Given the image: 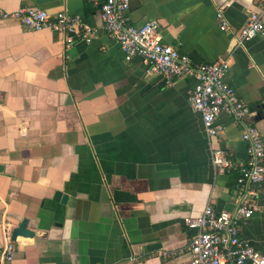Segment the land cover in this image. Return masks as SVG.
<instances>
[{
	"label": "crops",
	"instance_id": "1",
	"mask_svg": "<svg viewBox=\"0 0 264 264\" xmlns=\"http://www.w3.org/2000/svg\"><path fill=\"white\" fill-rule=\"evenodd\" d=\"M103 2L0 0L4 11H65L95 31L66 49L58 33L0 18V251L23 220L35 233L16 239L10 264H190L185 219L236 206L238 172L217 174L211 151L245 162L240 126L221 115L224 133L208 138L189 104L196 81L166 85L141 58L126 61ZM252 12L264 18V0H132L128 20L158 21L162 42L195 63L229 59L225 81L264 139V35L237 47ZM260 189L242 235L264 255Z\"/></svg>",
	"mask_w": 264,
	"mask_h": 264
},
{
	"label": "built area",
	"instance_id": "2",
	"mask_svg": "<svg viewBox=\"0 0 264 264\" xmlns=\"http://www.w3.org/2000/svg\"><path fill=\"white\" fill-rule=\"evenodd\" d=\"M132 0H104L101 6L104 28L108 36L118 42L126 61L141 58L147 77L159 78L166 85L175 80L194 79L189 95L192 110L203 120L208 138H218L225 127L218 123L227 116L241 128L242 140L247 146L245 162L235 164L219 148H212L211 160L217 174L232 170L236 178L237 202L232 211H217L208 204L201 214L185 219L192 229L186 253L190 264H264V255L242 235V226L260 210V186L264 183V139L253 122L255 112L240 99L233 87L225 81L230 60L195 63L187 54L162 42L160 24L152 20L142 25L128 20ZM223 7L216 13L222 31L229 30ZM1 19L21 22L30 31L50 30L63 36L65 48L70 49L75 39L89 44L95 31L81 17L65 11L51 15L44 9L20 7L14 11L0 10ZM237 47L264 35V18L252 12L246 24L236 33ZM16 242L9 239L0 251V264H10L17 253ZM167 256V253H162ZM118 264V263H115Z\"/></svg>",
	"mask_w": 264,
	"mask_h": 264
},
{
	"label": "water",
	"instance_id": "3",
	"mask_svg": "<svg viewBox=\"0 0 264 264\" xmlns=\"http://www.w3.org/2000/svg\"><path fill=\"white\" fill-rule=\"evenodd\" d=\"M34 235V231L28 229V220L25 219L18 227L12 230L11 240L15 242L18 237H33Z\"/></svg>",
	"mask_w": 264,
	"mask_h": 264
}]
</instances>
